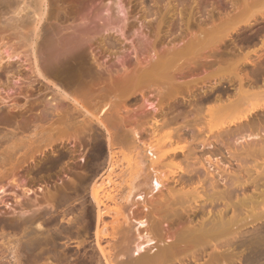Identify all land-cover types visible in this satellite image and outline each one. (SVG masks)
I'll use <instances>...</instances> for the list:
<instances>
[{"label": "rangeland", "instance_id": "rangeland-1", "mask_svg": "<svg viewBox=\"0 0 264 264\" xmlns=\"http://www.w3.org/2000/svg\"><path fill=\"white\" fill-rule=\"evenodd\" d=\"M44 10L35 46L38 67L60 88L68 87L64 91L69 94L77 83L92 115L83 116L57 88L38 78L24 52L6 59L18 39L0 20L1 34L5 31L0 34V264L18 262L10 245L19 243L22 222L32 217H40L43 232L54 233L57 243L36 260L19 258V264H84L90 255L98 256L93 231L83 222L92 206L89 187H81L83 179H92L90 168L102 172L96 165L99 158L102 167L107 160L104 132L91 117L107 116L105 123L116 126L115 132L134 127L141 132L148 107L143 98L157 90H165L169 98H190L221 80L241 76L235 68L241 59L217 62L209 51L224 34L264 10V0H47ZM197 32L204 38H190ZM182 41L191 49L168 58L166 68L147 66L153 52L155 58ZM206 56L210 62L198 60ZM67 61L77 67L64 64ZM109 113L115 121L108 119ZM71 218L77 219L76 225L63 230ZM248 250L242 252L241 263L228 264H254L257 256ZM211 252L207 249L197 260L178 257L162 264H210ZM114 262L133 264V259L117 254Z\"/></svg>", "mask_w": 264, "mask_h": 264}, {"label": "bare ground", "instance_id": "bare-ground-1", "mask_svg": "<svg viewBox=\"0 0 264 264\" xmlns=\"http://www.w3.org/2000/svg\"><path fill=\"white\" fill-rule=\"evenodd\" d=\"M46 5L47 0H0L2 27L18 39L6 59L27 54L38 78L57 88L60 97L83 116H91L80 99L84 90L77 83L69 94L64 91L68 87L60 88L38 67L35 46ZM197 33L190 38H204L202 32ZM187 42L166 48L165 55L155 58L153 52L147 66L166 68L168 58L191 49ZM217 42V48L209 52L217 55V62L241 59L235 67L241 76L221 80L190 98H169L165 90H157L143 98L148 107L141 132L136 127L121 129L124 133L117 128L118 134L109 120L105 123L107 116L102 118L105 121L91 117V123L104 132L107 161L102 167L100 155L96 165L100 164L102 172L90 168L93 177L89 174L92 179H83L81 187H89L92 206L82 216L86 220L82 219L93 231L98 253L84 264H115L117 254L130 255L133 264H162L178 257L197 260L207 249L212 251L210 264L241 263L242 252L248 249L257 256L254 264H264V10ZM2 46L0 68L4 65ZM208 56L198 60L206 64L211 61ZM64 64L77 67L71 61ZM170 104L174 106L166 110ZM73 220H66L63 230L75 226L77 219ZM21 228L19 243L10 245L19 263L21 257L40 258L57 243L54 233L43 232L40 217L25 220Z\"/></svg>", "mask_w": 264, "mask_h": 264}]
</instances>
